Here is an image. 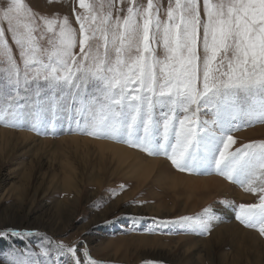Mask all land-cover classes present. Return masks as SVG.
<instances>
[{"label":"snow or ice","instance_id":"1","mask_svg":"<svg viewBox=\"0 0 264 264\" xmlns=\"http://www.w3.org/2000/svg\"><path fill=\"white\" fill-rule=\"evenodd\" d=\"M78 4L77 30L67 16L41 15L26 0H0V64L7 65L0 73V124L24 127L25 117H36L30 130L57 134L53 121L37 114L49 101L53 111L64 101L76 118L61 125V134L120 140L166 157L181 172L217 174L256 195V203L236 207V219L264 236V140L235 147L232 134L264 123V0H203V19L201 0H168L166 8L162 0ZM202 112L213 118L202 119ZM241 116L246 125L234 123ZM204 217L159 223L206 235L217 217L210 208ZM32 234L0 229V239ZM81 244L82 255L63 242L51 255L42 248V264H58L60 256L102 264ZM0 255L6 264H36L38 254L25 245Z\"/></svg>","mask_w":264,"mask_h":264},{"label":"rangeland","instance_id":"2","mask_svg":"<svg viewBox=\"0 0 264 264\" xmlns=\"http://www.w3.org/2000/svg\"><path fill=\"white\" fill-rule=\"evenodd\" d=\"M26 2L41 15L67 16L72 27L79 29L76 15L82 9L78 0ZM141 2L146 3V0ZM162 3L166 8L168 0H162ZM201 17L204 18L203 0ZM161 19H166L163 10ZM6 35L22 68L19 50L10 34ZM41 44L47 47L46 39ZM157 54L163 55L162 47L157 48ZM6 68V64H0V73ZM63 105L64 101H59L53 111L49 101L42 106L44 111L37 114L42 119L52 120L49 127H54L57 134H40L30 130L27 125L36 117H25L24 127L0 124V229L14 228L22 233H33L23 235V238L0 239V254H8L13 248L23 250L27 245L38 254L33 257L36 264H42L46 259L40 255L42 248L48 249L51 255L56 251L53 244L63 242L76 247L78 255H82L83 241L91 257L102 264H226L232 262L234 254H240L238 264H264V236L236 219V207L241 203H256V195L245 192L238 184L217 174L181 172L166 157L150 156L120 140L69 134L67 131L61 134V125L66 127L71 119L76 118L73 109L69 107L65 110ZM201 118L211 120L213 115L202 112ZM234 123L246 125L248 117H238ZM3 130L13 133L4 138L8 133ZM19 133L25 134L27 139ZM232 134L237 141L235 147L262 141L264 123L242 126ZM72 137L109 142L133 150L147 159L165 160L179 174L195 178L217 177L243 196L215 191L204 196L190 195L189 191L182 192V189L174 187V183L165 177H159L157 182L151 176L148 182L142 184L139 177L132 174L134 171L124 169L123 173H113L114 167L103 163L97 152L86 154L85 147L82 150L71 144L69 139ZM99 169L102 174L97 172ZM64 174H69L78 182L67 185ZM209 208L217 219L211 222V231L206 235L181 232L178 224L165 226L159 223L161 220L195 217L198 214L206 218L204 210ZM231 223L255 236L249 240L246 238L249 232H244L240 237L229 234L225 238L219 237L217 234L223 229L220 227ZM255 252L257 262L253 260ZM224 258L228 259L226 263ZM0 264H6L4 255H0ZM58 264H71V257L60 256Z\"/></svg>","mask_w":264,"mask_h":264},{"label":"bare ground","instance_id":"3","mask_svg":"<svg viewBox=\"0 0 264 264\" xmlns=\"http://www.w3.org/2000/svg\"><path fill=\"white\" fill-rule=\"evenodd\" d=\"M3 131L8 133L4 135V138L10 133H13L8 130H3ZM19 135L27 139L25 134L19 133ZM69 141H71V144H76L78 148L82 150H84L82 147H85L87 149L85 151L86 154H90V152L92 151L97 152L98 155L102 157L101 160L103 163L111 164L114 167L113 173L116 172L123 173L124 169L131 172L134 171L135 173L132 174L137 175L142 184L148 182L147 180L148 179L150 180L151 176L154 177V180L157 182H159L158 181L160 179L159 177L161 178L165 177L169 182L174 183L172 184L174 185V187H177V189H182V192L189 191L190 195L199 194L204 196L207 195L209 192L215 191L220 193L223 192L224 194L227 195H236L238 197L243 196L242 193L239 192L237 189L230 188V186L226 182H224L223 180L217 177L195 178L184 174H179L175 172L170 167L169 163L166 162L165 160L158 158L147 159L141 156L139 153L130 150L126 147H123L121 145H116L109 142L95 141L86 138L82 139L78 137H72L69 139ZM97 172L101 173V169H99ZM93 176L94 177L96 176L95 172ZM97 177H99V175ZM63 179L65 180L67 185L69 184L74 185L76 184V182H78L76 181V179L72 178L69 174H64ZM93 179L97 180L96 178ZM220 228L223 229L221 230V233L217 235L223 238H225V236L228 234L233 235V237H237V236L240 237L242 233L249 232L248 230H245L239 225H237L236 223H231L228 225L226 224L225 226L222 225ZM254 236H255L254 234H251L249 232V234L246 235V238L251 240L253 239L252 237ZM254 254H253V258H254L253 260L257 262L256 258H258V256L256 255V252ZM239 259H240V254L239 255L234 254L231 259L232 262L229 261L226 263V261H228V259L226 258H224V261L226 264L228 263L238 264ZM254 261H252V263ZM246 263L251 264L250 262H246Z\"/></svg>","mask_w":264,"mask_h":264}]
</instances>
